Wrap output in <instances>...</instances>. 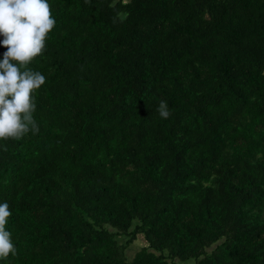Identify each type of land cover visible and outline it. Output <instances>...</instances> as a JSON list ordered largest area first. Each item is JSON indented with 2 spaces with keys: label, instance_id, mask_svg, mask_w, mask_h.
<instances>
[{
  "label": "trees",
  "instance_id": "16d2710c",
  "mask_svg": "<svg viewBox=\"0 0 264 264\" xmlns=\"http://www.w3.org/2000/svg\"><path fill=\"white\" fill-rule=\"evenodd\" d=\"M47 2L0 264H264V0Z\"/></svg>",
  "mask_w": 264,
  "mask_h": 264
},
{
  "label": "clouds",
  "instance_id": "9594fccd",
  "mask_svg": "<svg viewBox=\"0 0 264 264\" xmlns=\"http://www.w3.org/2000/svg\"><path fill=\"white\" fill-rule=\"evenodd\" d=\"M54 24L47 0H0V35L4 37L0 45L7 49L0 60V139L39 132L32 92L46 77L28 63L45 48V37ZM156 111L162 119L171 114L164 100ZM10 215L8 202L0 204V258L15 254L11 233L5 229Z\"/></svg>",
  "mask_w": 264,
  "mask_h": 264
},
{
  "label": "rangeland",
  "instance_id": "374dc122",
  "mask_svg": "<svg viewBox=\"0 0 264 264\" xmlns=\"http://www.w3.org/2000/svg\"><path fill=\"white\" fill-rule=\"evenodd\" d=\"M146 244V240L145 238L141 235L139 237V240L137 239L131 246L129 251L133 254L135 251H137L138 249H140V246L145 245ZM130 253V254H131Z\"/></svg>",
  "mask_w": 264,
  "mask_h": 264
}]
</instances>
